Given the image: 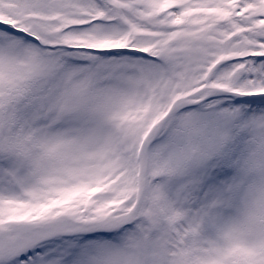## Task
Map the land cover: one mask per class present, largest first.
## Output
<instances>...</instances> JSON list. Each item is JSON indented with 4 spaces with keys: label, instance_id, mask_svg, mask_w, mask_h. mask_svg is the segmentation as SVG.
<instances>
[{
    "label": "snow or ice",
    "instance_id": "snow-or-ice-1",
    "mask_svg": "<svg viewBox=\"0 0 264 264\" xmlns=\"http://www.w3.org/2000/svg\"><path fill=\"white\" fill-rule=\"evenodd\" d=\"M0 264H264V0H0Z\"/></svg>",
    "mask_w": 264,
    "mask_h": 264
}]
</instances>
